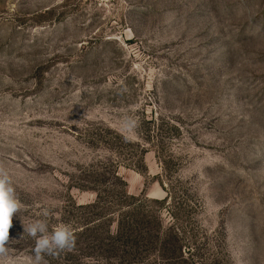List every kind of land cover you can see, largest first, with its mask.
Returning <instances> with one entry per match:
<instances>
[{
    "label": "rangeland",
    "instance_id": "1",
    "mask_svg": "<svg viewBox=\"0 0 264 264\" xmlns=\"http://www.w3.org/2000/svg\"><path fill=\"white\" fill-rule=\"evenodd\" d=\"M0 164L11 264H264V0H0Z\"/></svg>",
    "mask_w": 264,
    "mask_h": 264
},
{
    "label": "clouds",
    "instance_id": "2",
    "mask_svg": "<svg viewBox=\"0 0 264 264\" xmlns=\"http://www.w3.org/2000/svg\"><path fill=\"white\" fill-rule=\"evenodd\" d=\"M122 130L128 135L134 134L138 121L126 116L121 124ZM23 205L18 199L10 172L0 164V264H11L6 258L9 255V235L14 214L21 211ZM50 215L49 210L42 212L43 217ZM24 232L34 239L32 264H47L45 256L58 258L61 253L71 252L76 247L77 236L69 224H59L49 232L46 219H36L23 227Z\"/></svg>",
    "mask_w": 264,
    "mask_h": 264
},
{
    "label": "trees",
    "instance_id": "3",
    "mask_svg": "<svg viewBox=\"0 0 264 264\" xmlns=\"http://www.w3.org/2000/svg\"><path fill=\"white\" fill-rule=\"evenodd\" d=\"M131 221L132 220H130L128 224L119 223L116 226L115 232L114 231L111 232L112 233L114 232V234L116 235L115 239L117 241H121L122 239H124L123 235L127 234L125 237L126 239H124V241H126L129 245H131L130 248H133L132 250L134 255H137L139 253L137 247L141 246V242L145 243V242L154 241V234H152L151 231H147V229L145 228L142 229L143 231L140 228H136ZM136 229H138L139 232L135 231ZM155 238H157V236H155Z\"/></svg>",
    "mask_w": 264,
    "mask_h": 264
}]
</instances>
